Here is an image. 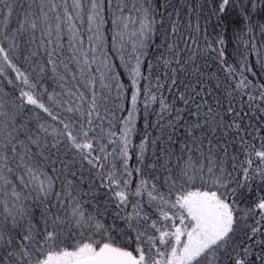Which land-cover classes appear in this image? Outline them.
Returning <instances> with one entry per match:
<instances>
[{
  "label": "snow or ice",
  "instance_id": "1",
  "mask_svg": "<svg viewBox=\"0 0 264 264\" xmlns=\"http://www.w3.org/2000/svg\"><path fill=\"white\" fill-rule=\"evenodd\" d=\"M0 264H264V0H0Z\"/></svg>",
  "mask_w": 264,
  "mask_h": 264
},
{
  "label": "trees",
  "instance_id": "2",
  "mask_svg": "<svg viewBox=\"0 0 264 264\" xmlns=\"http://www.w3.org/2000/svg\"><path fill=\"white\" fill-rule=\"evenodd\" d=\"M257 39L259 40V37H257ZM252 61H255V55L252 56Z\"/></svg>",
  "mask_w": 264,
  "mask_h": 264
}]
</instances>
